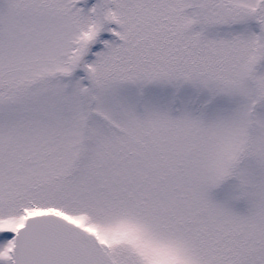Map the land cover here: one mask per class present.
<instances>
[{
    "label": "snow or ice",
    "instance_id": "snow-or-ice-1",
    "mask_svg": "<svg viewBox=\"0 0 264 264\" xmlns=\"http://www.w3.org/2000/svg\"><path fill=\"white\" fill-rule=\"evenodd\" d=\"M0 264H264V0H0Z\"/></svg>",
    "mask_w": 264,
    "mask_h": 264
}]
</instances>
